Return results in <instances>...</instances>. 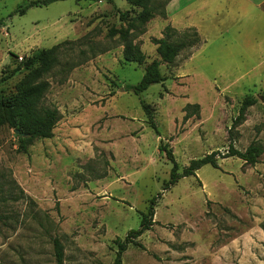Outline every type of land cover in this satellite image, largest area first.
I'll list each match as a JSON object with an SVG mask.
<instances>
[{"label":"rangeland","instance_id":"obj_1","mask_svg":"<svg viewBox=\"0 0 264 264\" xmlns=\"http://www.w3.org/2000/svg\"><path fill=\"white\" fill-rule=\"evenodd\" d=\"M32 1L48 0H0V95H13L37 67L24 66L36 52L71 44L44 77L43 105L60 113L53 136L23 152L14 130L0 126V264H55L54 239L63 264H112L114 241L139 228L158 196L155 224L122 264H264V154L254 165L218 157V168L203 166L164 190L172 164L159 151L166 145L181 171L231 144L264 148V5L196 3L190 22L200 44L160 66L163 84L135 95L127 87L157 58L151 39L167 25L157 15L165 0H152L156 14L145 24L133 22L142 9L129 0H56L22 14ZM128 21L143 65L124 62L117 36L106 38ZM246 96L258 102L233 127Z\"/></svg>","mask_w":264,"mask_h":264},{"label":"trees","instance_id":"obj_2","mask_svg":"<svg viewBox=\"0 0 264 264\" xmlns=\"http://www.w3.org/2000/svg\"><path fill=\"white\" fill-rule=\"evenodd\" d=\"M56 0L32 1L24 4L19 8V11L24 12L39 4L51 3ZM170 0H165L162 4L165 7ZM133 7L141 8L142 10L136 14L132 20L139 24H145L149 19L155 16L156 6L152 0H129ZM127 14V13H126ZM157 15L166 18L164 9ZM127 15L119 13V20L126 21ZM1 22V21H0ZM131 22H127L126 26L118 28H111L106 34V38L112 39L117 36L119 45L122 46V59L127 63H135L143 65L146 61L145 54L138 46L133 43V36L131 33ZM201 40L194 28H188L183 31H177L170 25L163 28L161 37L152 38L151 43L156 47L155 51L157 58L151 62L146 63L144 66V73L135 86L127 87L135 95H140L153 84H163L167 79L160 72L161 65H170L174 62L179 53L183 51H191L193 48L198 47ZM71 44V42H64L52 46L49 49H44L36 52L28 58L24 64L25 68H30L34 63H37L35 69H30L28 74L17 84L16 92L9 96L4 97L0 95V126L7 125L10 129L17 130L16 135L18 147L21 151L26 152L27 147L35 140L49 139L53 136V129L60 119V113L55 107L43 105V99L48 91L49 84L44 77L51 71L57 63V57L62 45ZM260 100L264 103V93L261 94ZM258 102L254 96H246L238 109V116L233 121V127L239 125L246 113V110ZM144 115L146 116L147 123L156 133V125L153 121L152 115L148 106L144 102H140ZM159 151L163 152L168 161L172 164L169 180L164 186V190L169 186L174 185L181 178L195 176L196 171L203 166L209 165L213 168H218L217 158H237L245 164L254 165L258 162V158L264 154V148L258 143L249 144L245 150L240 151L235 149L232 144L229 145L227 153L220 156L217 152H212L203 157L193 159L189 162L188 166L179 171V167L174 160L171 150L167 149L166 145L159 146ZM158 197L152 198L149 201L146 213H142L140 226L137 230H130L123 240L116 239L114 244L117 247L116 255L112 264H122L123 253L130 245L138 246L136 239L144 232L151 229L155 224L153 221L154 208ZM2 216L0 214V222ZM53 251L55 264H63L64 253L63 246L58 239L53 240Z\"/></svg>","mask_w":264,"mask_h":264},{"label":"crops","instance_id":"obj_3","mask_svg":"<svg viewBox=\"0 0 264 264\" xmlns=\"http://www.w3.org/2000/svg\"><path fill=\"white\" fill-rule=\"evenodd\" d=\"M244 1L253 3L255 6L264 5V0H244ZM196 3H199V5L196 7L197 10L203 9V7L206 5V2H204V0H170V2L167 4L165 8L166 19H163V21L177 31H183L188 28H194L198 33L199 28L197 24H195L194 22H190L191 17L196 12V9L193 7ZM191 7H193L194 10ZM174 16H178L181 19V21L177 22L178 23L177 26L172 24V18ZM165 26H163V28Z\"/></svg>","mask_w":264,"mask_h":264},{"label":"water","instance_id":"obj_4","mask_svg":"<svg viewBox=\"0 0 264 264\" xmlns=\"http://www.w3.org/2000/svg\"><path fill=\"white\" fill-rule=\"evenodd\" d=\"M14 133H15V134H17V133H18V131H17V130H14Z\"/></svg>","mask_w":264,"mask_h":264}]
</instances>
